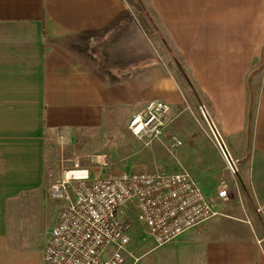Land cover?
<instances>
[{
  "label": "crops",
  "instance_id": "0c3cea01",
  "mask_svg": "<svg viewBox=\"0 0 264 264\" xmlns=\"http://www.w3.org/2000/svg\"><path fill=\"white\" fill-rule=\"evenodd\" d=\"M137 1L165 52L188 62L227 54V68L244 70V80H215L208 91L215 141L186 120L185 89L163 62L114 72L86 57L77 37L125 14L129 0H0V264H43L57 213L39 240L27 220L48 199V142L84 152L93 140L107 149L109 136L112 170L188 168L215 205L216 215L164 245L148 238L149 251L160 249L154 264H264V0ZM156 99L170 104L167 125L130 146L129 118ZM205 143L215 163L201 160Z\"/></svg>",
  "mask_w": 264,
  "mask_h": 264
},
{
  "label": "built area",
  "instance_id": "2783aa9c",
  "mask_svg": "<svg viewBox=\"0 0 264 264\" xmlns=\"http://www.w3.org/2000/svg\"><path fill=\"white\" fill-rule=\"evenodd\" d=\"M170 104L152 100L128 120V129L146 143L158 138L168 122ZM230 170L234 164L228 161ZM52 198L62 199L47 241L43 264H124L132 255L129 230L132 204L155 246L217 214L214 203L186 170L64 169L49 186Z\"/></svg>",
  "mask_w": 264,
  "mask_h": 264
},
{
  "label": "rangeland",
  "instance_id": "374dc122",
  "mask_svg": "<svg viewBox=\"0 0 264 264\" xmlns=\"http://www.w3.org/2000/svg\"><path fill=\"white\" fill-rule=\"evenodd\" d=\"M133 6L129 5L125 14L104 27L77 37V42L87 53L86 57L106 63L114 72L131 71L129 67L132 63L143 66L153 62H163L185 89V98L190 107L187 109L186 120L190 122L196 133L200 135L204 133L205 142H210L208 135L215 141L212 132L215 131V125L208 91L215 88V80H244V70L227 68V59H224L227 54H199L200 60L188 62L184 54L165 52L163 38L154 33L147 14ZM129 131L124 128L123 134L132 146L130 141L137 136ZM181 136L179 132L176 133L178 140H181L179 138ZM178 140L175 139V143ZM48 143V166L52 171V182L62 175L64 169H87L92 176L101 175L100 173L106 168L112 170V158L117 152L109 147L110 144L113 146L117 144L116 139L111 136L108 139L107 149L95 146L93 140L90 142L91 150L88 148L84 152L67 148L65 145H56L50 141ZM201 146L203 148L201 160L215 163V148L206 143ZM108 152L111 153V157L113 156L110 159ZM123 152L125 155L130 154L131 147L123 149ZM120 155L124 157V154ZM126 159L131 157L124 158L121 162ZM186 169L188 171V168ZM188 172L190 173V170ZM61 202L62 199L52 198L49 195L48 188V199H45L43 205L34 206L35 211L28 214L27 227L33 240L43 239L47 225L51 217L53 218L57 213ZM125 214L132 219L129 230V249L132 250V255L126 258L124 264H154L160 249L149 251L154 246L148 239L145 226L132 204L125 209Z\"/></svg>",
  "mask_w": 264,
  "mask_h": 264
},
{
  "label": "trees",
  "instance_id": "16d2710c",
  "mask_svg": "<svg viewBox=\"0 0 264 264\" xmlns=\"http://www.w3.org/2000/svg\"><path fill=\"white\" fill-rule=\"evenodd\" d=\"M130 5H134L135 7H142L141 3H139L137 0H129Z\"/></svg>",
  "mask_w": 264,
  "mask_h": 264
}]
</instances>
